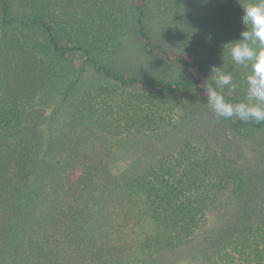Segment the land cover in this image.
I'll return each instance as SVG.
<instances>
[{"label": "trees", "instance_id": "1", "mask_svg": "<svg viewBox=\"0 0 264 264\" xmlns=\"http://www.w3.org/2000/svg\"><path fill=\"white\" fill-rule=\"evenodd\" d=\"M239 2L158 0L170 40L149 30L148 1H133L132 32L145 51L177 71L166 76L125 73L97 58L100 48L121 36L118 0H0V264L189 259V249L181 247L197 248L195 234L228 177L239 199L234 225L212 233L211 249L198 247L210 253L206 264H264V199L257 201L262 193L249 173L226 158L231 152L225 142L214 162L223 169L213 178L193 154L186 160L178 152L121 179L109 168L112 147L106 140L109 133L128 131L157 134L158 141L179 126L175 119L189 116L199 130L195 135L196 128L183 122L187 139L206 137L211 121L229 140L264 134V122L218 120L207 103L213 67L238 84L235 91L220 90L226 100L239 102V89L246 91L247 70L227 51L244 27ZM30 38L34 46L27 43ZM37 44L45 56L33 48ZM74 58L79 63L73 64ZM70 72L69 86L99 80L79 92L69 118L44 138L46 116L37 98ZM178 92H191L202 102L180 104L182 112L165 101ZM151 143L152 138L140 143V157L151 158ZM186 148L194 150L189 141Z\"/></svg>", "mask_w": 264, "mask_h": 264}, {"label": "rangeland", "instance_id": "2", "mask_svg": "<svg viewBox=\"0 0 264 264\" xmlns=\"http://www.w3.org/2000/svg\"><path fill=\"white\" fill-rule=\"evenodd\" d=\"M133 1L134 0H118V9L122 14L123 20V30L121 31V36L116 40H111L108 44L100 48L97 52V58L106 65L125 73L135 71L141 73L156 72L166 76L176 75L177 71L174 70L173 67L168 66L156 55L145 51L133 34L131 29ZM147 1L148 4L146 11L149 30L156 37V34H160L163 37L173 40L171 36H169L170 31L164 23V18L158 9V0ZM34 42H36V40L34 38H30L27 43L32 46ZM33 48L36 50L39 49L42 56L46 55L41 45L37 44L36 48ZM79 61L80 60L77 58H74L73 64H77ZM62 62L64 63L65 61L63 60ZM61 80L62 81L54 86V89L46 90L39 96V98H37L36 101L37 105L43 106L42 109L44 110V115L46 116V122L42 126L41 130L44 138L49 134H52V132L55 131V128L60 127L61 124L69 118L71 114V106L73 105V102L79 92L87 87H90L86 85L95 83V81L99 80V78L97 80L95 78H91L88 83L85 82L82 86H69L73 81V75L70 72L67 75L62 76ZM225 90L230 89L226 88ZM238 93L241 96V99L244 100L246 95L245 89H239ZM165 101H171L173 104L175 103L179 106L178 108H180V111L182 112H184L182 106L186 108L195 107L202 102L191 92H178L171 97L165 98ZM57 107H59L60 110L57 114H55L54 111ZM183 122H185V124H187L186 126L189 128H196V124L193 120H191L190 116L188 118L185 117L182 120L175 119V123L179 126L175 127L172 132L179 134L181 139H186L183 141H178V139L175 140L174 137L176 135H173V133L158 141L155 140V135L157 134L135 135L128 133V131H122V133H109L106 136V140L109 143L108 146L110 148L112 147V155L109 163L111 172L121 179H126L128 176H132L133 173L138 172L142 168H146L152 164H157L155 162L161 158L164 159L167 157V159H174L178 152H183L186 160L191 158V154H193V158L200 162V168H211V174L209 177L213 178L215 172H220V170L223 169L219 166L215 167L214 162L217 158H219L216 150H219L221 142H225L229 152H231V157L227 156L226 158L229 159L232 165L234 164L237 168L241 167L242 170L249 173L251 183L256 184L262 193V196L258 198L257 201H262V199H264V134L259 136L243 135L232 137L229 140L222 138L220 133L222 131L221 128H218L219 126H215L214 122L211 121L209 124V133L206 137L191 136L187 139L185 138L187 135L183 132V130H185V127L182 124ZM197 129L198 128L195 130V135L198 134L199 129ZM180 137L177 138L180 139ZM151 138L152 145L149 148V154H152L151 158L145 159L146 157H140L138 151H136L138 146L140 143L147 142ZM188 141L194 146L192 153L191 150L186 148ZM182 142L185 145L182 144ZM212 168L214 169V173L212 172ZM229 178L230 177H228V179ZM228 179L224 178V180L220 182V188H218L214 194L215 206L207 213L206 222L195 234L197 248L195 245L191 246V244H186L181 247V249L188 248L193 257L189 259L182 257L174 261L173 259L166 260L163 257L164 255L154 256L148 258L144 264H206L209 259L206 258V255H209L210 253L209 251L202 253L198 246L206 245V247L210 246L211 249L214 237L212 233H216L218 235L222 228L221 226H225L227 229L233 227L234 221L236 220L234 217L239 211V199L236 194L232 192L233 185L230 183V179ZM185 249L181 251L184 253L186 251ZM197 250L198 253L195 254Z\"/></svg>", "mask_w": 264, "mask_h": 264}, {"label": "clouds", "instance_id": "3", "mask_svg": "<svg viewBox=\"0 0 264 264\" xmlns=\"http://www.w3.org/2000/svg\"><path fill=\"white\" fill-rule=\"evenodd\" d=\"M240 6L244 26L241 38L228 42L227 51L232 61L247 70L245 99L236 103L226 100L220 90L235 91L238 84L230 73L213 67L212 80L207 85V103L218 120L237 117L244 122L261 123L264 122V0H248Z\"/></svg>", "mask_w": 264, "mask_h": 264}]
</instances>
